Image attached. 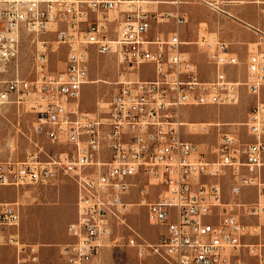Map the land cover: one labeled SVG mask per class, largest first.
Listing matches in <instances>:
<instances>
[{"label": "built area", "instance_id": "obj_1", "mask_svg": "<svg viewBox=\"0 0 264 264\" xmlns=\"http://www.w3.org/2000/svg\"><path fill=\"white\" fill-rule=\"evenodd\" d=\"M191 1L234 18L226 0ZM154 4L0 0V105H16L18 117L31 115V133L66 146L40 161L43 147L35 140L36 149L20 161L11 155L14 140L0 138V186L46 184L60 175L75 180L76 215L67 225L71 241L61 248L66 264H89L106 244H116L114 233L121 227L140 258L155 255L165 264H264V102L258 100L242 123L253 141L221 132L220 124L185 122L181 115L184 107L238 105L242 88L258 97L264 52H251L246 78L234 80L228 69L239 60L228 43L216 34L184 41L177 30L163 33L160 26L186 20L174 11L152 10ZM250 28L256 45H264V31ZM47 33L54 38L39 39ZM24 34L34 37L37 48L32 79L20 75L17 65ZM61 45L67 50L64 65L52 70L49 57ZM190 46L204 55L206 76ZM93 49L115 56L133 76L116 82L103 111L88 112L79 98ZM144 67L150 76L142 75ZM212 132L216 140L204 142L203 150L186 137ZM249 189L255 191L252 202L242 198ZM134 205L145 207L148 223L161 229L155 242L128 224ZM19 220L14 203L0 201V225L17 226Z\"/></svg>", "mask_w": 264, "mask_h": 264}, {"label": "rangeland", "instance_id": "obj_2", "mask_svg": "<svg viewBox=\"0 0 264 264\" xmlns=\"http://www.w3.org/2000/svg\"><path fill=\"white\" fill-rule=\"evenodd\" d=\"M114 17H116L115 13L110 15L111 19ZM159 30L168 33L174 29L170 26H160ZM203 35L207 36V34ZM33 38L29 34L23 35L17 60L19 74L30 79L35 77L33 57L37 52ZM46 38L52 39L54 34L47 33L39 37V39ZM189 49L194 51V60L198 67L202 68L203 76H206L205 69L208 70V66L204 55L196 52L192 46ZM66 53V47L61 45L57 53L50 55L49 68L52 70L62 68ZM127 74L133 76V73L130 74L121 69L115 56L97 54L93 49L89 55L88 82L83 86L79 98L80 108L88 112L103 111V107L107 106V102L116 90V82ZM142 75L150 76L149 70L144 67ZM238 105L184 107L181 109L182 120L205 122L204 119L213 117L218 110L225 107L234 108ZM18 113L22 112L17 109L16 105H0V138L5 141L11 137L14 140L11 147L14 149L11 153L12 158L25 160L27 154L36 149L35 140L39 146L43 147L44 153H41L38 159L40 161L48 160V154L53 155L66 149L64 145L52 144L49 140L31 133L29 128L31 115L24 114L18 117ZM244 122L223 124L218 121L215 124H220L221 132H234L242 141H253L242 124ZM20 130L24 134H21ZM186 137L197 143L200 150H203L204 142H215L216 140L214 132L207 136L188 134ZM3 153L7 154V149ZM225 180L223 182L228 186L230 181ZM77 193V184L68 175H60L46 184L0 186V201L14 203L20 213L17 226L0 225L2 242L7 245L6 247H14L16 251L15 259L11 255L12 252L0 251V264H66L61 248L71 241L67 234V225L76 215ZM242 198L246 202L254 201L255 191L249 189L242 195ZM128 224L151 243L156 241L161 230L148 223L146 208L136 205L130 207ZM114 234L117 239L116 244H106L89 264H165V261L155 255L140 258L136 248L126 244L129 231L125 227L119 228ZM262 237H264V228H262Z\"/></svg>", "mask_w": 264, "mask_h": 264}, {"label": "crops", "instance_id": "obj_3", "mask_svg": "<svg viewBox=\"0 0 264 264\" xmlns=\"http://www.w3.org/2000/svg\"><path fill=\"white\" fill-rule=\"evenodd\" d=\"M150 8L158 11H174L185 17L186 22L179 26H170L177 30L184 41H194L203 34H216L229 44L230 51L239 60L238 65L228 69L234 80H244L247 75L248 56L253 51L264 52V45L257 46V35L250 27L264 31V0H226L225 8L233 19L217 15L205 5L191 0L179 3V0H152ZM240 104L234 108H222L213 117L204 119L208 123L237 124L246 121L250 108L258 101L264 102V87L258 97L249 95L242 88ZM215 109H213V112ZM199 121V120H197ZM0 234V251H9L16 258L14 247H6Z\"/></svg>", "mask_w": 264, "mask_h": 264}]
</instances>
